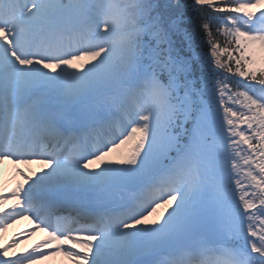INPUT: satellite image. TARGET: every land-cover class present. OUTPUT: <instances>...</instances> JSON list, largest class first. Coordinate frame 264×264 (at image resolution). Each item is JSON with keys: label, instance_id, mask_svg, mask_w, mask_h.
<instances>
[{"label": "snow or ice", "instance_id": "obj_1", "mask_svg": "<svg viewBox=\"0 0 264 264\" xmlns=\"http://www.w3.org/2000/svg\"><path fill=\"white\" fill-rule=\"evenodd\" d=\"M0 241L264 264V0H0Z\"/></svg>", "mask_w": 264, "mask_h": 264}, {"label": "rangeland", "instance_id": "obj_2", "mask_svg": "<svg viewBox=\"0 0 264 264\" xmlns=\"http://www.w3.org/2000/svg\"><path fill=\"white\" fill-rule=\"evenodd\" d=\"M21 167H24V166L22 165ZM31 167L33 168V165H31ZM21 179H22V177L19 180H21ZM23 222H24V218H21L19 220H16L14 223L9 224L8 228L2 234L3 240L7 241L11 237H13L12 234L16 233V224H18L17 226H20L21 224H23ZM22 227L23 226H20L19 228H17V230L19 229L18 232L24 230V229H22ZM32 227H33V225H32ZM40 232H42V231L37 229L35 231V234H39ZM35 234L32 236H35ZM32 236L28 237L27 239H21L20 243L16 247L17 253L21 252L23 249H26V248L31 249L32 245L34 244L33 242H30ZM0 242H2V241H0ZM41 262H43V261H41ZM45 262H46L45 264H68L66 258H64L63 256H56V257L45 260Z\"/></svg>", "mask_w": 264, "mask_h": 264}, {"label": "bare ground", "instance_id": "obj_3", "mask_svg": "<svg viewBox=\"0 0 264 264\" xmlns=\"http://www.w3.org/2000/svg\"><path fill=\"white\" fill-rule=\"evenodd\" d=\"M22 166V165H21ZM14 166L13 165H11V163L10 162H5V164L3 165V168H4V170H5V176H4V179L5 180H7L8 179V177H9V174H10V171H11V169L13 168ZM39 167V165H37V164H33V168H38ZM21 177H19V176H16L15 177V180H19ZM15 180H13L12 181V184H14L15 183ZM9 186H11V184L9 185ZM9 203H11V201H9ZM7 207V206H6ZM18 224H16V233L18 232V230H17V228H19L20 226H23L22 227V229H30V228H32V225H33V222L31 221V220H28V219H26V218H24V222H23V224H21L20 226H17ZM16 233H14V234H12V236H14ZM45 235V233H43V232H40L39 234H35V236H32L31 237V240H30V242H33V243H35L38 239H40L41 237H43ZM30 250V249H29ZM46 262H45V260L43 261V262H40V264H45Z\"/></svg>", "mask_w": 264, "mask_h": 264}, {"label": "trees", "instance_id": "obj_4", "mask_svg": "<svg viewBox=\"0 0 264 264\" xmlns=\"http://www.w3.org/2000/svg\"><path fill=\"white\" fill-rule=\"evenodd\" d=\"M221 39H223V38H221Z\"/></svg>", "mask_w": 264, "mask_h": 264}]
</instances>
